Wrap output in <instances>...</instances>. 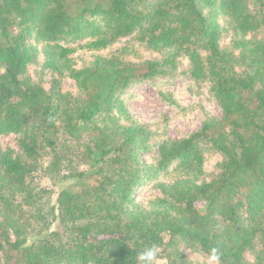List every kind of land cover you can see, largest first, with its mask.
Here are the masks:
<instances>
[{
    "label": "trees",
    "instance_id": "obj_1",
    "mask_svg": "<svg viewBox=\"0 0 264 264\" xmlns=\"http://www.w3.org/2000/svg\"><path fill=\"white\" fill-rule=\"evenodd\" d=\"M262 31L264 0H0V137L19 150H0V264H138L149 246L153 264H189L180 246L215 249L219 264H264ZM123 38L159 57L79 69L68 58L71 42L99 51ZM38 44L57 75L48 89L27 75ZM177 74L208 83L222 116L150 147L121 95ZM64 75L76 95L63 92ZM207 154L221 162L205 180ZM173 170L179 178L157 181ZM152 182L159 196L138 204Z\"/></svg>",
    "mask_w": 264,
    "mask_h": 264
},
{
    "label": "rangeland",
    "instance_id": "obj_2",
    "mask_svg": "<svg viewBox=\"0 0 264 264\" xmlns=\"http://www.w3.org/2000/svg\"><path fill=\"white\" fill-rule=\"evenodd\" d=\"M221 27L219 46L223 49L230 47L232 32L225 26L224 20H219ZM255 38L264 37V31L257 32ZM85 40L71 42L70 47L77 50L70 54L68 58L74 68H84L91 65L98 58L110 56H120L133 62H143L159 57L158 54L150 53L140 44L135 43L131 38H123L116 43L99 51H88L79 47L84 45ZM64 46V43H60ZM38 50L37 62L28 67L27 75L33 82H40L45 89L50 86V81L54 75L50 69L44 68L43 63L47 56L43 53L42 45H36ZM187 62L182 61L180 69H186ZM63 92L77 94V88L72 80L65 75L60 77ZM122 100L132 119L140 124L146 125L152 132L149 146L164 140L177 141L188 135L195 133L202 123L209 119H219L222 116L221 109L210 92L209 84H196L189 78L182 75L173 77H157L141 81L129 87L122 95ZM16 137L11 135L0 137V150H11L19 153ZM153 149L144 156L147 163L151 162ZM221 162V157L217 154H207L204 157L203 172L204 179L208 180L217 171V166ZM176 171H171L167 175H161L157 181L164 184L179 178ZM159 196V192L154 187V182L148 183L138 189L136 202L145 206L150 200ZM179 249L185 255L189 264H219L216 260L204 256L198 252H192L184 246ZM246 259L252 262V257L246 255ZM157 263H161L158 261Z\"/></svg>",
    "mask_w": 264,
    "mask_h": 264
},
{
    "label": "clouds",
    "instance_id": "obj_3",
    "mask_svg": "<svg viewBox=\"0 0 264 264\" xmlns=\"http://www.w3.org/2000/svg\"><path fill=\"white\" fill-rule=\"evenodd\" d=\"M158 249L155 246H149L137 254L138 264H153V262L157 259ZM211 260L215 261L218 259V254L215 249L212 250Z\"/></svg>",
    "mask_w": 264,
    "mask_h": 264
}]
</instances>
